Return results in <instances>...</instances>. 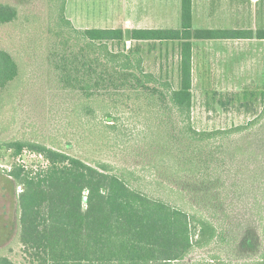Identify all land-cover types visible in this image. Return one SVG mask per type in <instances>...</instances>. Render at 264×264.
<instances>
[{
    "label": "trees",
    "instance_id": "1",
    "mask_svg": "<svg viewBox=\"0 0 264 264\" xmlns=\"http://www.w3.org/2000/svg\"><path fill=\"white\" fill-rule=\"evenodd\" d=\"M53 3L58 15L46 61L54 84L78 97L67 107L68 125L82 135L65 149L37 140L0 141L12 157L27 151L45 162L0 169L14 186L24 254L37 264H170L194 249L228 246L230 172L243 154L233 137L264 129V108L244 125L196 130L192 41L249 40L252 31L193 29L192 0H180L179 28L132 29L127 40L121 28H75L64 14L66 0ZM16 18L15 7L0 3V26ZM255 38L264 40V29ZM144 42L174 44L177 86L146 70ZM18 76L15 59L0 49V93ZM131 124H138L135 133ZM79 142L145 162L87 161L67 151ZM145 177L172 199L151 193ZM255 190L251 209L262 247L243 264H264V181ZM211 261L224 264L218 255ZM0 264L15 263L0 255Z\"/></svg>",
    "mask_w": 264,
    "mask_h": 264
},
{
    "label": "rangeland",
    "instance_id": "2",
    "mask_svg": "<svg viewBox=\"0 0 264 264\" xmlns=\"http://www.w3.org/2000/svg\"><path fill=\"white\" fill-rule=\"evenodd\" d=\"M0 3L17 10L15 21L0 26V49L11 54L19 66L18 78L0 93V141L37 140L65 149L67 143H74L82 132L73 124L68 125L67 107L70 105V109L78 97L64 93L54 84L46 61L53 42L58 6L53 0H0ZM69 7L68 15L79 9V17L91 19L71 21L79 29L130 31L180 26V0H70ZM64 14L67 18L66 12ZM192 27L252 31L253 38L249 40L192 41L193 127L198 131H213L246 124L264 108V40L255 38L256 31L264 29V0H192ZM149 43H141L140 50L146 70L168 78L177 86L174 44ZM91 121L83 120L90 125L96 123ZM136 127L138 124H131L130 129L135 133ZM233 141L243 154L233 162L230 172L227 223L230 244L194 249L183 261L170 264H209L213 255H218L224 264H243L260 254L262 242L251 204L256 186L264 181V129L257 127L236 135ZM67 151L87 161L107 160L128 167L145 162L141 157L110 154L84 142ZM13 164L41 168L45 162L27 151L12 157L11 152L0 150V169H9ZM151 180L144 178L151 193L172 199V195L154 186ZM0 255L15 264H37L30 261L19 243L15 190L2 172Z\"/></svg>",
    "mask_w": 264,
    "mask_h": 264
},
{
    "label": "crops",
    "instance_id": "3",
    "mask_svg": "<svg viewBox=\"0 0 264 264\" xmlns=\"http://www.w3.org/2000/svg\"><path fill=\"white\" fill-rule=\"evenodd\" d=\"M71 1L73 2V0H71ZM69 2H70V0H66L65 11H64V12H66L67 19H69L70 21H91V19H82L81 17H79L78 16L79 9L77 11H73L72 12L73 14H71V16L68 15L69 12H71V11H69V9H70ZM138 21H139V19H138ZM151 21H153V20H151ZM137 29H140V28H137Z\"/></svg>",
    "mask_w": 264,
    "mask_h": 264
},
{
    "label": "water",
    "instance_id": "4",
    "mask_svg": "<svg viewBox=\"0 0 264 264\" xmlns=\"http://www.w3.org/2000/svg\"><path fill=\"white\" fill-rule=\"evenodd\" d=\"M125 34H126V39L129 40L130 39V31L126 30Z\"/></svg>",
    "mask_w": 264,
    "mask_h": 264
}]
</instances>
